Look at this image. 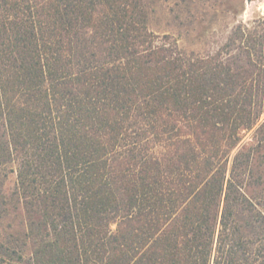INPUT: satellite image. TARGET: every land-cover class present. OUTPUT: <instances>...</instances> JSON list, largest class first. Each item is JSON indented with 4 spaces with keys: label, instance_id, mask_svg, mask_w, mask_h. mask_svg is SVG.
<instances>
[{
    "label": "trees",
    "instance_id": "1",
    "mask_svg": "<svg viewBox=\"0 0 264 264\" xmlns=\"http://www.w3.org/2000/svg\"><path fill=\"white\" fill-rule=\"evenodd\" d=\"M146 20L0 0V264H264V29L202 57Z\"/></svg>",
    "mask_w": 264,
    "mask_h": 264
},
{
    "label": "rangeland",
    "instance_id": "2",
    "mask_svg": "<svg viewBox=\"0 0 264 264\" xmlns=\"http://www.w3.org/2000/svg\"><path fill=\"white\" fill-rule=\"evenodd\" d=\"M148 29L159 36L175 40L187 53L211 56L216 53H237L234 46L223 47L233 39L237 27L264 29V0H143ZM226 56V55H224ZM264 119V115L262 116ZM257 184L248 193L264 213V163L260 165ZM14 175L9 176L5 188L12 191ZM20 219L11 220L17 224Z\"/></svg>",
    "mask_w": 264,
    "mask_h": 264
}]
</instances>
